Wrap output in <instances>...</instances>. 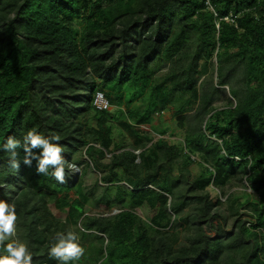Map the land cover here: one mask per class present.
Listing matches in <instances>:
<instances>
[{
  "label": "trees",
  "instance_id": "16d2710c",
  "mask_svg": "<svg viewBox=\"0 0 264 264\" xmlns=\"http://www.w3.org/2000/svg\"><path fill=\"white\" fill-rule=\"evenodd\" d=\"M31 129L81 168L61 184L0 150L33 264L70 229L69 264H264V0H0V148Z\"/></svg>",
  "mask_w": 264,
  "mask_h": 264
},
{
  "label": "clouds",
  "instance_id": "9594fccd",
  "mask_svg": "<svg viewBox=\"0 0 264 264\" xmlns=\"http://www.w3.org/2000/svg\"><path fill=\"white\" fill-rule=\"evenodd\" d=\"M98 93L102 94L108 102V109L98 110L94 106V98ZM96 94L92 101L94 109L99 112H110L112 106L106 96L101 92ZM60 139L59 135L44 136L37 130L31 129L23 136V143L9 136L0 150L9 153V167L18 171L20 162L17 149L22 147L25 153L23 158L25 165L31 167L32 161L35 159L37 161L36 171L38 174L47 175L49 168H51V175L56 181L63 184L66 182V168L70 171V176L73 179L81 174V168L77 164L65 160L62 155L64 148L59 143ZM34 149H40L41 151L36 154L33 151ZM136 153L138 154L139 152ZM0 187H5V185L0 184ZM17 219L15 203L0 199V247L4 248V253L0 254V264H33V255L29 251L27 244L18 238L13 239L16 236ZM54 239L55 242L48 249V255L49 258L55 259L58 264H69V261H78L84 256L85 249L79 243V237L74 230L58 232ZM5 241H8V243L5 244Z\"/></svg>",
  "mask_w": 264,
  "mask_h": 264
},
{
  "label": "rangeland",
  "instance_id": "374dc122",
  "mask_svg": "<svg viewBox=\"0 0 264 264\" xmlns=\"http://www.w3.org/2000/svg\"><path fill=\"white\" fill-rule=\"evenodd\" d=\"M209 67V69L207 70V73L204 75V76H202L201 77V80H203L204 78L205 79H207L209 76H210V71H211V65L210 66H208ZM214 68V75H215V67H213ZM104 92H105V94L106 95H108L111 99H113V105H112V109H111V111L112 112H114L115 110H116V107H117V105H118V103L119 102H123V103H121V104H125V102L128 100V95H126L125 93L124 94H120L121 92H119V91H116V90H114V89H110L109 87H106L105 89H104ZM228 90L227 89H225V92H220L219 91V96H220V98H219V100H218V103L216 104L217 106H219V107H222V106H224L225 104H226V100H227V98H228ZM120 98H121V100H120ZM161 121L163 122L162 123V125H165V126H167V125H169V126H171V127H173V128H176V123L174 122V121H169V114L168 113H164V115L162 116V118H161ZM145 130H147L148 128H144ZM179 130L178 129H175V133H177ZM128 141V142H127ZM126 143H130V141L129 140H126ZM106 162V161H105ZM192 172H193V175H195V173L197 172V167L196 166H194L193 168H192ZM96 176H98L96 173H91L90 171H87L86 172V175L84 176V179H85V181L88 183V184H90V187H89V189L91 188V182L93 183L94 182V179L96 178ZM238 189H241V188H238ZM234 190H236V189H231L230 191L232 192V191H234ZM96 193H101V191L100 190H97L96 191ZM210 194L211 195H213L214 194V192H210ZM70 195H72V192H70ZM96 196H97V194H96ZM222 201H224V198L222 199ZM88 206L91 208V209H94V207L91 205V203L90 202H88ZM226 209V208H225ZM227 210V209H226ZM140 213H142L143 215L145 214V212L142 210ZM242 219L244 220L245 218L242 216ZM231 227V226H230Z\"/></svg>",
  "mask_w": 264,
  "mask_h": 264
},
{
  "label": "built area",
  "instance_id": "2783aa9c",
  "mask_svg": "<svg viewBox=\"0 0 264 264\" xmlns=\"http://www.w3.org/2000/svg\"><path fill=\"white\" fill-rule=\"evenodd\" d=\"M93 104L98 110L108 109V102L105 100L102 94H96Z\"/></svg>",
  "mask_w": 264,
  "mask_h": 264
}]
</instances>
